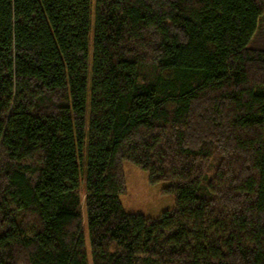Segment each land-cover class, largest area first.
<instances>
[{
	"label": "trees",
	"instance_id": "obj_1",
	"mask_svg": "<svg viewBox=\"0 0 264 264\" xmlns=\"http://www.w3.org/2000/svg\"><path fill=\"white\" fill-rule=\"evenodd\" d=\"M89 263L264 264V0H0V264Z\"/></svg>",
	"mask_w": 264,
	"mask_h": 264
},
{
	"label": "rangeland",
	"instance_id": "obj_2",
	"mask_svg": "<svg viewBox=\"0 0 264 264\" xmlns=\"http://www.w3.org/2000/svg\"><path fill=\"white\" fill-rule=\"evenodd\" d=\"M122 167L125 178V191L119 195V201L123 209L128 212H138L156 217L162 211L173 207L174 194L164 190L169 181L150 182L147 171L127 159L123 160ZM80 186H84L83 178ZM81 213L84 220L83 205ZM86 243L88 244L87 236Z\"/></svg>",
	"mask_w": 264,
	"mask_h": 264
}]
</instances>
